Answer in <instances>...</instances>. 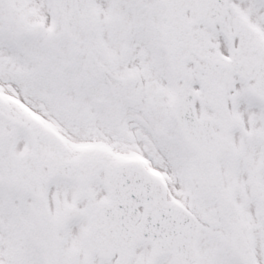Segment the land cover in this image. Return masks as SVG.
<instances>
[{
    "label": "snow or ice",
    "instance_id": "obj_1",
    "mask_svg": "<svg viewBox=\"0 0 264 264\" xmlns=\"http://www.w3.org/2000/svg\"><path fill=\"white\" fill-rule=\"evenodd\" d=\"M0 264H264V0H0Z\"/></svg>",
    "mask_w": 264,
    "mask_h": 264
}]
</instances>
